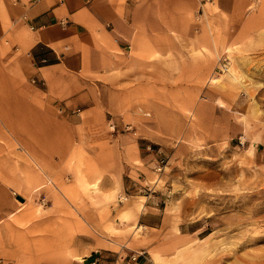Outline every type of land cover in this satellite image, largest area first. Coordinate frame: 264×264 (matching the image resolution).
<instances>
[{"label": "crops", "instance_id": "obj_1", "mask_svg": "<svg viewBox=\"0 0 264 264\" xmlns=\"http://www.w3.org/2000/svg\"><path fill=\"white\" fill-rule=\"evenodd\" d=\"M252 1L0 0V162L11 160L10 150L1 152V140L11 136L36 160L50 161L48 148H35L47 145L57 126L50 101L60 112L67 109L71 121L65 124L77 130L81 125L74 111L81 105L80 112L94 114L98 127L108 116L115 120L140 107L154 115L153 127L168 136H187L190 113L205 126L204 137L227 135L230 114L211 100L221 89L206 81L215 75L229 29L240 40L250 23H264V15L251 9ZM202 91L209 101L199 96ZM127 141L130 157L122 156L117 139L112 146L118 192H124V175L137 189L144 164L134 162L145 161L136 139ZM2 178L0 171V259L12 264L11 259L34 256L32 236L25 219L15 218L24 221L19 228L7 217L18 215L19 207ZM135 201L128 200L114 214L115 223L123 219L124 226L66 264H157L153 258L169 241V216L151 206L142 211ZM142 249L146 257L128 260L132 251Z\"/></svg>", "mask_w": 264, "mask_h": 264}, {"label": "rangeland", "instance_id": "obj_2", "mask_svg": "<svg viewBox=\"0 0 264 264\" xmlns=\"http://www.w3.org/2000/svg\"><path fill=\"white\" fill-rule=\"evenodd\" d=\"M251 9L264 15V0H253ZM259 22L250 23L240 40L229 29L215 75L206 81L221 89L212 103L232 119L229 133L221 138L204 137L205 126L193 113L187 115V136L165 135L153 127L154 115L140 107L115 120L108 116L98 127L94 114L80 112L79 105L74 114L81 128L72 129L65 124L71 121L67 109L60 112L50 101L57 122L50 131L54 135L43 147L35 144L39 150L49 149L50 161L30 156L19 139H2V155L10 150L11 160L0 162V171L10 200L19 207L18 215L7 217L13 224L24 223L16 217L26 220L34 254L10 262L66 264L82 257L98 238L107 239L124 226L123 219L115 223L114 214L135 199L142 211L151 206L169 216V241L161 243L163 253L156 254L155 263L264 264V23ZM199 96L208 100L203 91ZM129 137L136 139L145 161L134 162L144 164L137 189L124 175L120 193L112 146L117 139L122 156L130 157ZM161 158L164 162L156 170ZM145 183L154 189L147 200L140 190Z\"/></svg>", "mask_w": 264, "mask_h": 264}, {"label": "built area", "instance_id": "obj_3", "mask_svg": "<svg viewBox=\"0 0 264 264\" xmlns=\"http://www.w3.org/2000/svg\"><path fill=\"white\" fill-rule=\"evenodd\" d=\"M139 110H140L143 114H147V112H145V111H143V110H141V109H139ZM163 162H164V158H161V159L159 160V162H158V165H157V167H156V170L161 169V165H162ZM140 190H142V193H143L142 197H145L146 200H147L148 198L152 197L151 195H152L153 192H154V189L151 188V186L149 185V183H145L144 185H141ZM155 204H157L156 201H155ZM139 256H144V257H146V252H145V250L132 251V252L130 253V255L128 256V260H129V261H135V260H137V258H138Z\"/></svg>", "mask_w": 264, "mask_h": 264}]
</instances>
